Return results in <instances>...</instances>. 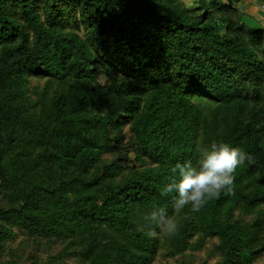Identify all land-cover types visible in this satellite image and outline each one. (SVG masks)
I'll use <instances>...</instances> for the list:
<instances>
[{"label": "trees", "instance_id": "obj_1", "mask_svg": "<svg viewBox=\"0 0 264 264\" xmlns=\"http://www.w3.org/2000/svg\"><path fill=\"white\" fill-rule=\"evenodd\" d=\"M245 1L0 0V261L15 232L62 247L6 264H152L206 242L214 264L260 259L264 25L246 24ZM211 142L253 161L150 238L143 216L174 214L170 168Z\"/></svg>", "mask_w": 264, "mask_h": 264}, {"label": "clouds", "instance_id": "obj_2", "mask_svg": "<svg viewBox=\"0 0 264 264\" xmlns=\"http://www.w3.org/2000/svg\"><path fill=\"white\" fill-rule=\"evenodd\" d=\"M196 150V161H177L170 168L169 182L160 190L161 196L170 199L174 214L169 213L168 207L156 206L143 216L150 238L176 235L180 230L179 214L185 209L199 213L210 200L232 192L236 170L245 161H253L246 150L227 142L197 145Z\"/></svg>", "mask_w": 264, "mask_h": 264}, {"label": "rangeland", "instance_id": "obj_3", "mask_svg": "<svg viewBox=\"0 0 264 264\" xmlns=\"http://www.w3.org/2000/svg\"><path fill=\"white\" fill-rule=\"evenodd\" d=\"M244 21L247 25L251 26L245 18ZM259 25H261V23H255V26ZM42 81L43 80L40 78H29V92H33L36 88H39ZM15 233L12 241L6 243L0 264H6V261L13 255L19 257L25 263L29 262V256L33 253L37 254L38 259H46L48 256L54 255L62 247V243L59 240H53V242L31 240L25 237L21 232ZM210 244V242H206L205 247L199 251H186L182 256H175L173 258L167 257L164 254L165 249L161 248L152 264H214L216 257L207 252ZM263 261L264 254L255 264H262ZM63 262L65 264H79L76 259L67 257L63 258Z\"/></svg>", "mask_w": 264, "mask_h": 264}, {"label": "crops", "instance_id": "obj_4", "mask_svg": "<svg viewBox=\"0 0 264 264\" xmlns=\"http://www.w3.org/2000/svg\"><path fill=\"white\" fill-rule=\"evenodd\" d=\"M244 4L246 13V17H244L245 20L250 23L251 26H255V23H261V25H264V12L257 8L256 1L246 0Z\"/></svg>", "mask_w": 264, "mask_h": 264}, {"label": "built area", "instance_id": "obj_5", "mask_svg": "<svg viewBox=\"0 0 264 264\" xmlns=\"http://www.w3.org/2000/svg\"><path fill=\"white\" fill-rule=\"evenodd\" d=\"M256 6L259 10L264 12V2H257Z\"/></svg>", "mask_w": 264, "mask_h": 264}, {"label": "water", "instance_id": "obj_6", "mask_svg": "<svg viewBox=\"0 0 264 264\" xmlns=\"http://www.w3.org/2000/svg\"><path fill=\"white\" fill-rule=\"evenodd\" d=\"M228 4H231V0H226Z\"/></svg>", "mask_w": 264, "mask_h": 264}]
</instances>
